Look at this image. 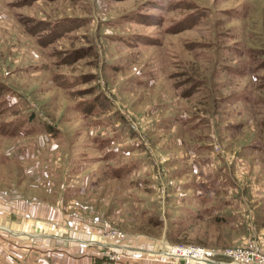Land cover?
Here are the masks:
<instances>
[{
  "label": "rangeland",
  "instance_id": "1",
  "mask_svg": "<svg viewBox=\"0 0 264 264\" xmlns=\"http://www.w3.org/2000/svg\"><path fill=\"white\" fill-rule=\"evenodd\" d=\"M113 231L264 254V0H0V264Z\"/></svg>",
  "mask_w": 264,
  "mask_h": 264
},
{
  "label": "built area",
  "instance_id": "2",
  "mask_svg": "<svg viewBox=\"0 0 264 264\" xmlns=\"http://www.w3.org/2000/svg\"><path fill=\"white\" fill-rule=\"evenodd\" d=\"M123 236L120 232H112L111 237L103 240L91 238L90 243L100 245L106 251L101 256L100 264H125L128 260L123 258L119 251L121 247L115 238ZM164 255L176 264H264V254L250 247L226 248L222 250H209L203 247L175 246L167 250ZM226 258L229 261L219 260Z\"/></svg>",
  "mask_w": 264,
  "mask_h": 264
},
{
  "label": "crops",
  "instance_id": "3",
  "mask_svg": "<svg viewBox=\"0 0 264 264\" xmlns=\"http://www.w3.org/2000/svg\"><path fill=\"white\" fill-rule=\"evenodd\" d=\"M2 235H0L1 237ZM56 236V235H55ZM59 238V236H56ZM61 238V237H60ZM125 244L123 246L124 250L128 253H133L136 257L133 261L134 264H176L174 261H171L161 251L163 247L151 244L148 242H136L134 244ZM94 248H99V246L95 245ZM97 261V262H96ZM94 264H100V259L96 260ZM130 261H127L125 264H133Z\"/></svg>",
  "mask_w": 264,
  "mask_h": 264
}]
</instances>
